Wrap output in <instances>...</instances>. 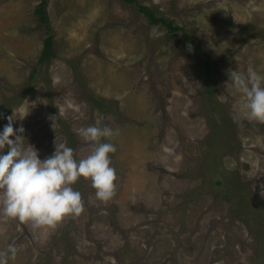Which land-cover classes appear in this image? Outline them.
<instances>
[{
  "label": "rangeland",
  "instance_id": "obj_1",
  "mask_svg": "<svg viewBox=\"0 0 264 264\" xmlns=\"http://www.w3.org/2000/svg\"><path fill=\"white\" fill-rule=\"evenodd\" d=\"M136 1L178 28L125 0H47L55 56L39 63V0H0L3 117L41 159L89 154L79 129L97 120L117 130L113 196L81 177L82 212L54 227L0 214L7 264H264V122L233 119L226 74L264 75V0Z\"/></svg>",
  "mask_w": 264,
  "mask_h": 264
},
{
  "label": "clouds",
  "instance_id": "obj_2",
  "mask_svg": "<svg viewBox=\"0 0 264 264\" xmlns=\"http://www.w3.org/2000/svg\"><path fill=\"white\" fill-rule=\"evenodd\" d=\"M226 74L231 86L244 96L233 119L264 122V75L238 67L227 69ZM3 118L8 122L0 127V214L33 228L54 227L66 216L82 212L81 193L73 187L81 177L90 179L99 200L113 196L116 169L110 154L116 145L106 138L117 130L97 120L79 129V135L91 145L89 154L77 158L72 147L55 143L52 154L41 159L23 135V126L14 129L13 116ZM16 252L15 244H8L7 251H0V264H7Z\"/></svg>",
  "mask_w": 264,
  "mask_h": 264
},
{
  "label": "trees",
  "instance_id": "obj_3",
  "mask_svg": "<svg viewBox=\"0 0 264 264\" xmlns=\"http://www.w3.org/2000/svg\"><path fill=\"white\" fill-rule=\"evenodd\" d=\"M128 3H135V6H137V11L141 12L147 20L150 22V24H158L161 23L168 27L171 31L176 30L178 27L176 25H173L174 22L170 19H167L164 16H158L157 13H155L152 9L148 8L145 5H141L136 0H125ZM46 5L47 0H39V2L34 6V14L37 16L38 22L42 25L44 28V31L46 33V36L43 39L42 43V49L39 54L38 62H47L49 61L54 55L53 47H52V40L53 36L50 29V21L49 17L46 11ZM185 36H187L184 33ZM209 68H211V65L205 62V78L207 79L209 76ZM35 69L30 75H34ZM28 87H31V85H28ZM95 100V99H93ZM98 104V103H97Z\"/></svg>",
  "mask_w": 264,
  "mask_h": 264
}]
</instances>
